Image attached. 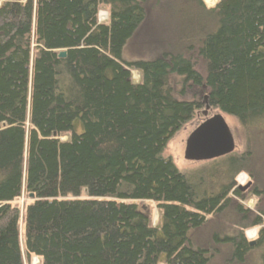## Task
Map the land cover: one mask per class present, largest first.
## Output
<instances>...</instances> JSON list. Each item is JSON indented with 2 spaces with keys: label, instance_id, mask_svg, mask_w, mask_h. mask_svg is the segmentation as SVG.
<instances>
[{
  "label": "trees",
  "instance_id": "1",
  "mask_svg": "<svg viewBox=\"0 0 264 264\" xmlns=\"http://www.w3.org/2000/svg\"><path fill=\"white\" fill-rule=\"evenodd\" d=\"M157 18L167 35L148 59L125 62L128 42ZM188 88L207 97L206 113L184 99ZM214 110L242 128L243 153L213 175L180 172L163 157L167 144ZM262 154L264 0H0V264H25L24 254L41 264H209L216 249L193 246L190 233L242 196L238 175L259 182L251 165ZM142 201L156 205L155 226ZM247 212L238 205V221ZM250 217L222 240L236 264L250 250L264 264V211Z\"/></svg>",
  "mask_w": 264,
  "mask_h": 264
},
{
  "label": "rangeland",
  "instance_id": "2",
  "mask_svg": "<svg viewBox=\"0 0 264 264\" xmlns=\"http://www.w3.org/2000/svg\"><path fill=\"white\" fill-rule=\"evenodd\" d=\"M202 1L208 8L215 6L217 3V0H214V2L211 3L205 0ZM106 17H107V13L105 9L103 8L100 9L98 13V21L104 23L106 19L105 20L103 19ZM161 20H162L161 18L149 20L148 23H146L142 28L141 34H137L131 41L128 42V44L124 49V53L122 55L125 62L129 63L138 59H148L150 57V50L152 48V44L154 43L155 39H157L158 36H160L159 39H161L162 35L166 36L168 33L166 24L164 23L162 24ZM164 20L166 21L167 24H171L168 22L166 16ZM146 33H148V38H149L148 40L150 42L148 44L141 45L142 36ZM139 35H141L140 38ZM157 46L158 48L160 46L158 42H157ZM131 79L134 84H137L140 80L139 73L132 70ZM192 93H194V96ZM203 95L204 93L200 94L197 89L191 90L188 88L186 94L184 95V99H194V97H196V99H198L199 101L202 102V104H204L203 102L205 96ZM216 113L219 112L215 110L209 112L210 115H214ZM223 117L227 125L234 134L236 146L233 154L240 155L243 153L245 148V137H246L245 133L233 118H230L225 115H223ZM193 127H194L193 124L187 125L182 131L174 135L167 144L163 152V157L166 159H170L180 172L190 173L192 171L194 172L198 169L201 170V168L206 167L205 170L208 171V174L213 175L214 172L218 171L217 164L215 163L218 162L220 163L221 161L224 160V158L213 161H207V162H191L184 160L185 141L189 133L192 131ZM67 139H69L67 136L62 138L63 141ZM263 162H264V154L258 157H254L252 159L251 166L253 167V172L251 174L258 173L259 182H254L249 176V172L238 175L235 179V184L246 186L249 182L250 187L248 191L244 192L239 199H232L230 201V204L228 205L227 210H225L224 212L219 214H214L212 216H207V220L204 226L190 233L189 238L193 246L200 248L213 247L214 249H216L217 253L209 264H236L235 262L230 261L231 258L230 252L231 251L233 252L231 244L226 243L225 241L222 240L224 238L235 237L237 232L240 230V228L238 227L239 222H240L239 226L241 227V229L242 230L246 229L244 227L249 226L251 221L250 213L255 214L257 213L258 209L264 211V195L260 197L253 195V192L256 188L257 190L264 191V169L263 170L260 169ZM84 195L85 194L83 193L82 196ZM24 199L25 197L22 196L21 199L14 202V204L17 205L20 208V210H22L23 207L25 206ZM136 205L140 210L146 213L147 216H149V218L152 220L153 226H155L158 218L156 205L153 202H148V201L136 202ZM238 205H240L243 209L248 210L247 214H243L244 218H242L240 221H238L240 215H237L235 213V210L237 209ZM19 232H20L21 247L23 250V239H24L23 222H20ZM253 234L255 237L256 229L246 230L244 236L247 239L251 240ZM214 237H217V239L219 238L220 241L215 243L213 240ZM252 240H254V238ZM259 255L260 252L250 250L248 255L245 257L243 263L241 264H259L260 263ZM163 259L164 258L161 257L159 259L158 264H164ZM24 262L25 264H41L39 259L37 258H32L28 260L25 254H24Z\"/></svg>",
  "mask_w": 264,
  "mask_h": 264
},
{
  "label": "water",
  "instance_id": "3",
  "mask_svg": "<svg viewBox=\"0 0 264 264\" xmlns=\"http://www.w3.org/2000/svg\"><path fill=\"white\" fill-rule=\"evenodd\" d=\"M65 52L58 55L64 59ZM204 113L210 109L207 97L204 98ZM205 115V114H204ZM234 134L227 125L224 117L216 113L204 119L187 136L184 147V160L191 162H207L227 157L235 151ZM250 187L248 183L244 187H238L239 192L244 193ZM32 199L33 197L30 196ZM255 242H250L253 247Z\"/></svg>",
  "mask_w": 264,
  "mask_h": 264
},
{
  "label": "bare ground",
  "instance_id": "4",
  "mask_svg": "<svg viewBox=\"0 0 264 264\" xmlns=\"http://www.w3.org/2000/svg\"><path fill=\"white\" fill-rule=\"evenodd\" d=\"M205 1H207V2H209V3L214 2V0H205Z\"/></svg>",
  "mask_w": 264,
  "mask_h": 264
}]
</instances>
